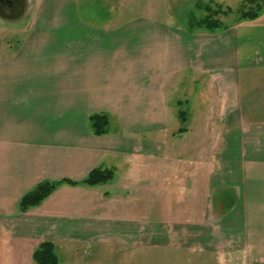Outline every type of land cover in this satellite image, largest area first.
Wrapping results in <instances>:
<instances>
[{
    "label": "crops",
    "instance_id": "crops-1",
    "mask_svg": "<svg viewBox=\"0 0 264 264\" xmlns=\"http://www.w3.org/2000/svg\"><path fill=\"white\" fill-rule=\"evenodd\" d=\"M182 76L184 101L214 114L187 117L178 135L168 90ZM94 113L108 115L106 133L92 131ZM99 166L114 178L62 182L21 210L39 182L82 181ZM45 240L66 264L264 247V14L190 31L173 14L99 24L79 0H0V264H35Z\"/></svg>",
    "mask_w": 264,
    "mask_h": 264
},
{
    "label": "rangeland",
    "instance_id": "rangeland-1",
    "mask_svg": "<svg viewBox=\"0 0 264 264\" xmlns=\"http://www.w3.org/2000/svg\"><path fill=\"white\" fill-rule=\"evenodd\" d=\"M173 1L167 5L165 0H79L80 4V13L84 19H88L92 22L104 24L108 20H114L115 22L120 19H127L133 16L138 15H150L156 16L160 18H166L168 15L173 14L174 19L183 25H188V19L191 14H194L196 18H200L206 14V12L202 9L195 8V1L193 3L190 0H180L185 2L183 5L181 3L177 5H172ZM241 2V1H240ZM239 2V3H240ZM239 3L232 5L233 12L224 16H219L222 21L226 22L229 26L233 25L236 22L237 18V9L239 7ZM157 6V7H156ZM167 8L166 12L156 11V9ZM153 8V10H152ZM156 8V9H155ZM173 11H172V10ZM170 10L169 12H167ZM169 18V17H168ZM191 81L186 80L185 76L178 78V82L174 85L173 91L177 89L175 92L176 95L172 94L168 90V103L170 105V111L172 114L176 113L178 110L179 118L181 122V113L184 111V114L187 117L190 116H198V122H201L202 116L214 114V109H207V106L203 105L201 101H194V106H192V102H186L184 100L187 99L185 94L186 90H188L187 84H190ZM206 83V81L204 82ZM169 88V87H168ZM190 89V88H189ZM191 90V89H190ZM213 94L214 93H209ZM177 95L181 97L178 101ZM213 97V96H212ZM207 99L208 98L206 96ZM183 99V100H182ZM204 99V98H203ZM179 102V104L177 103ZM181 102V103H180ZM182 110V111H181ZM171 114V115H172ZM211 114V115H210ZM197 123V122H196ZM197 127H201L203 125L196 124ZM185 129L184 132L188 130V124L185 123L180 124V129ZM179 129V130H180ZM178 130V131H179ZM183 131H179L178 135L184 133ZM196 134V135H195ZM192 138L197 137L198 134L195 132ZM196 142V139H195ZM259 249V251H257ZM264 247H250L248 251H244L241 255H236L234 253H206L198 250L192 249H178L174 247H164L162 250V259L163 264H253L252 260L257 259V261L264 262V258L252 257L253 251L257 252L256 255H261L260 251H263ZM60 253V264H66L67 261L73 260L70 255L67 257L62 255L63 252ZM149 254V253H148ZM251 259V260H250ZM67 260V261H66Z\"/></svg>",
    "mask_w": 264,
    "mask_h": 264
},
{
    "label": "trees",
    "instance_id": "trees-1",
    "mask_svg": "<svg viewBox=\"0 0 264 264\" xmlns=\"http://www.w3.org/2000/svg\"><path fill=\"white\" fill-rule=\"evenodd\" d=\"M195 8L202 9L206 14L200 18H196L191 14L188 19V29L190 31L206 29L216 30L226 28L229 25L222 21L219 16L228 15L233 12L232 5H227L215 0L196 1ZM264 14V0H241L237 9L236 22L244 20H255ZM182 111V110H181ZM186 115L184 111L181 113V122L185 123ZM90 125L92 131L101 135L108 131L109 118L106 113H94L90 115ZM179 131H185L180 129ZM114 169L96 167L90 171L88 176L82 181L71 179L62 180H44L39 182L34 188L29 190L21 199L20 208L27 211L33 206L39 205L47 198L62 182L69 184L86 183L90 185L102 184L111 181L114 178ZM32 259L35 264H60V253L57 245L51 240L41 242L33 251Z\"/></svg>",
    "mask_w": 264,
    "mask_h": 264
}]
</instances>
